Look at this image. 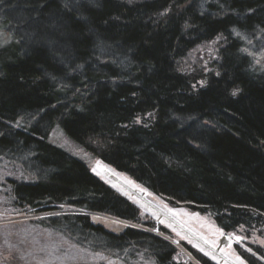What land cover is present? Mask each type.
<instances>
[{
    "label": "trees",
    "instance_id": "trees-1",
    "mask_svg": "<svg viewBox=\"0 0 264 264\" xmlns=\"http://www.w3.org/2000/svg\"><path fill=\"white\" fill-rule=\"evenodd\" d=\"M216 41L210 69L181 67ZM55 126L223 231L264 230V0H0V160L29 177L8 180L13 203L138 221L135 205L49 140ZM42 222L92 251L193 264L159 235L112 233L87 214ZM242 256L264 264L263 249Z\"/></svg>",
    "mask_w": 264,
    "mask_h": 264
},
{
    "label": "rangeland",
    "instance_id": "rangeland-1",
    "mask_svg": "<svg viewBox=\"0 0 264 264\" xmlns=\"http://www.w3.org/2000/svg\"><path fill=\"white\" fill-rule=\"evenodd\" d=\"M218 44L219 42L216 41L193 49L181 60V67L191 73L205 72L210 69L216 59ZM49 140L84 161L92 174L135 205L139 210L138 221H128L109 214L69 206H60L49 213H39L17 206L9 195L8 180L27 181L29 177L18 166L0 160V264H155L150 258L141 254L127 258L92 251L67 234L49 226L47 222H42L44 217L84 214L82 212L90 213L89 217L94 225H100L112 233L119 234L127 228H136L159 235L174 243L177 241L182 249L178 245L175 246L178 249L176 261L200 264L193 255L196 253L208 257L216 264H222L190 238L172 229L166 222L158 221V217L149 208L111 183L103 174L105 168L146 191L153 202L171 212L184 225L209 242L220 245L225 240L226 244L223 247L225 253L238 263L249 264L242 256V252H252L254 248L264 250V230L248 228L232 233L221 230L210 214L196 211L187 204L173 203L169 199L149 192L128 174L117 171L71 140L59 126L52 129Z\"/></svg>",
    "mask_w": 264,
    "mask_h": 264
},
{
    "label": "bare ground",
    "instance_id": "bare-ground-1",
    "mask_svg": "<svg viewBox=\"0 0 264 264\" xmlns=\"http://www.w3.org/2000/svg\"><path fill=\"white\" fill-rule=\"evenodd\" d=\"M103 174L107 179L114 185L121 188L124 192L129 194L132 198L137 200L143 206L149 208V210L158 217V221L166 222L172 229L178 231L180 234L187 238H190L198 246L202 247L207 253L212 254L216 257L222 264H240L233 258L228 256L223 247L226 241L223 240V244L216 245L209 242L204 237L198 235L196 232L184 225L176 216L171 212L165 210L163 207L159 206L157 203L153 202L146 191H143L139 187L134 186L128 180L118 175L117 173L109 170L103 169ZM170 242L177 247L180 244L176 241L175 243L170 240ZM182 249V247L180 246Z\"/></svg>",
    "mask_w": 264,
    "mask_h": 264
},
{
    "label": "water",
    "instance_id": "water-1",
    "mask_svg": "<svg viewBox=\"0 0 264 264\" xmlns=\"http://www.w3.org/2000/svg\"><path fill=\"white\" fill-rule=\"evenodd\" d=\"M82 213H84V214H87V215H89L90 213H88V212H82Z\"/></svg>",
    "mask_w": 264,
    "mask_h": 264
}]
</instances>
